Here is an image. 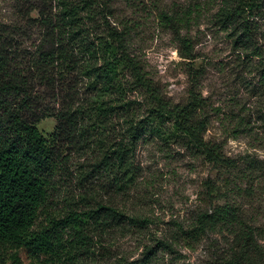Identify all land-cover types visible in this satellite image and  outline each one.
<instances>
[{
    "label": "trees",
    "instance_id": "obj_1",
    "mask_svg": "<svg viewBox=\"0 0 264 264\" xmlns=\"http://www.w3.org/2000/svg\"><path fill=\"white\" fill-rule=\"evenodd\" d=\"M14 1L17 19H0V264H102L95 257L96 238L116 228H145L147 219L97 201L83 211L58 212L53 200L74 173L71 166L77 156L89 150L96 155L86 168L85 163L79 166L85 185L96 181L102 188L122 189L134 167V146L147 136H161L170 120L209 161L224 163L227 158L220 143L205 140L209 121L200 115L206 104L202 96L192 91L187 103H172L142 76L126 49L127 26L121 31L113 28L107 39L94 41L88 18L95 2ZM240 2L223 8L221 15L230 25L246 17L236 38L246 45L254 32L246 14L259 6L264 9V0L257 6L256 0ZM160 18L179 38L183 57L194 58L191 41L181 34L192 22V10L162 11ZM124 63L151 97V107L145 111L125 95L130 88L119 79ZM46 117L57 120L49 137L37 127ZM114 118L123 122L118 142L106 134ZM243 124L239 120L238 126ZM236 222L228 206L216 208L202 214L187 234L196 239L202 232ZM253 241L250 232L236 254L222 264H256V257L264 258V248ZM162 246L173 247L169 242ZM153 255V250L146 251L141 264ZM111 264L136 263L118 259Z\"/></svg>",
    "mask_w": 264,
    "mask_h": 264
},
{
    "label": "rangeland",
    "instance_id": "obj_2",
    "mask_svg": "<svg viewBox=\"0 0 264 264\" xmlns=\"http://www.w3.org/2000/svg\"><path fill=\"white\" fill-rule=\"evenodd\" d=\"M92 1L94 11L87 22L94 28V41L107 39L113 28L121 31L127 26V52L166 100L187 103L192 91L205 99L200 113L209 121L205 140L220 143L227 161H209L167 120L161 136H147L134 146V167L122 189L102 188L96 181L85 185L79 166L85 163L86 168L96 155L84 151L71 166L74 173L55 196L53 207L58 212L83 211L96 201L107 202L128 216L147 219L145 228H116L97 237L95 257L102 264L118 259L141 264L149 250L154 255L146 264H222L236 254L250 232L253 242L264 248V9L259 6L246 14L253 23V40L241 45L236 38L246 17L230 25L221 15L223 8L236 7L240 0ZM188 9L192 22L181 34L193 46L191 59L183 57L179 38L160 18L162 11ZM0 19H17L14 0H0ZM119 69L121 83L130 88L125 94L128 99L142 111L151 107V97L146 87L137 85L132 69L125 63ZM241 119L244 126L239 127ZM56 125L55 117L37 123L45 137ZM121 126L123 122L114 118L106 134L118 142L123 136ZM225 206L236 214L235 224L207 230L196 239L188 237L202 214ZM164 242L172 243V249L162 246ZM254 261L264 264V258Z\"/></svg>",
    "mask_w": 264,
    "mask_h": 264
}]
</instances>
